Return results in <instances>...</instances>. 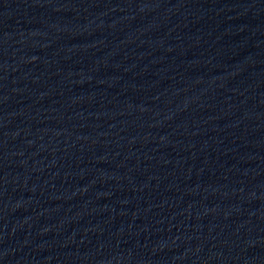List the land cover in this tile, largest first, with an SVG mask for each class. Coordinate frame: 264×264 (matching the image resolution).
Segmentation results:
<instances>
[{
	"label": "water",
	"instance_id": "95a60500",
	"mask_svg": "<svg viewBox=\"0 0 264 264\" xmlns=\"http://www.w3.org/2000/svg\"><path fill=\"white\" fill-rule=\"evenodd\" d=\"M0 264H264V0H0Z\"/></svg>",
	"mask_w": 264,
	"mask_h": 264
}]
</instances>
